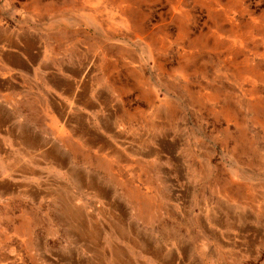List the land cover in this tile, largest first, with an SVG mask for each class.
<instances>
[{
	"label": "rangeland",
	"instance_id": "rangeland-1",
	"mask_svg": "<svg viewBox=\"0 0 264 264\" xmlns=\"http://www.w3.org/2000/svg\"><path fill=\"white\" fill-rule=\"evenodd\" d=\"M1 28L45 36L50 56L61 60L64 52L71 75L104 102L99 109L118 110L81 121L79 138L67 122H59L56 139L43 130L42 142L75 151L76 200L42 194L38 183L9 189L0 156V264L123 257L102 222L106 200L91 203L83 185L95 150L98 179L121 183L127 170L113 166L128 160L175 161L189 166L182 175L194 180L185 186L194 206L254 207L264 226V0H0ZM143 146L159 155H142ZM154 183L165 199L156 206L167 215L169 184ZM95 207L98 224L87 242L83 215ZM200 245L190 255L211 258Z\"/></svg>",
	"mask_w": 264,
	"mask_h": 264
},
{
	"label": "crops",
	"instance_id": "crops-1",
	"mask_svg": "<svg viewBox=\"0 0 264 264\" xmlns=\"http://www.w3.org/2000/svg\"><path fill=\"white\" fill-rule=\"evenodd\" d=\"M63 55L61 60L58 53L50 56L47 40L39 32L8 35L0 29V156L5 155L9 189L38 183L42 194L76 200L72 194L78 193L81 184L75 151L58 147L56 140L42 142L43 130H52L48 134L56 139L59 122H67L72 136L76 132L79 138L81 121L114 118L118 109L100 110L104 102L71 75ZM82 97H88V102H82ZM88 131L96 148V128ZM140 153L151 158L159 155L154 147L145 151L143 146ZM117 165L113 169L127 170L121 183L98 179L95 150L83 183L91 203L106 200L102 222L105 231L114 234L110 247L123 253L115 264H264V253L259 252H264V226H259L254 207L228 211L223 205L194 206L185 188L194 180L182 175L189 166L175 161L128 160ZM37 175L45 180L34 182ZM162 179L167 180L172 197L167 215L156 206V201L165 200L154 187ZM83 218L88 242L98 224L96 207ZM201 242L211 254L208 260L190 255ZM140 250L148 254L142 256ZM88 264L101 263L90 260Z\"/></svg>",
	"mask_w": 264,
	"mask_h": 264
},
{
	"label": "bare ground",
	"instance_id": "bare-ground-1",
	"mask_svg": "<svg viewBox=\"0 0 264 264\" xmlns=\"http://www.w3.org/2000/svg\"><path fill=\"white\" fill-rule=\"evenodd\" d=\"M66 110V109H65ZM68 120V119H67Z\"/></svg>",
	"mask_w": 264,
	"mask_h": 264
}]
</instances>
